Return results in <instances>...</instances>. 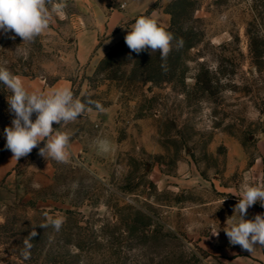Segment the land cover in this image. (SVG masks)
Returning a JSON list of instances; mask_svg holds the SVG:
<instances>
[{"label": "rangeland", "instance_id": "rangeland-1", "mask_svg": "<svg viewBox=\"0 0 264 264\" xmlns=\"http://www.w3.org/2000/svg\"><path fill=\"white\" fill-rule=\"evenodd\" d=\"M107 13L109 29L97 25ZM140 16L173 33L166 61L127 47ZM11 35L0 67L29 91L65 83L106 111L53 124L70 133L67 162L41 156V141L0 181V264H264V248L223 231L240 186H264V0H66L35 42ZM9 95L0 84L1 154ZM257 214L259 202L245 219ZM49 216L64 218L59 231L39 227Z\"/></svg>", "mask_w": 264, "mask_h": 264}, {"label": "clouds", "instance_id": "clouds-1", "mask_svg": "<svg viewBox=\"0 0 264 264\" xmlns=\"http://www.w3.org/2000/svg\"><path fill=\"white\" fill-rule=\"evenodd\" d=\"M65 8L66 0H0V33H13L8 38L15 39L18 36L23 44H31L50 28L57 16L64 15ZM174 39L173 33L149 16L138 17L124 37L130 52L139 55L148 50L150 54L158 51L162 61H166L171 52ZM177 44L182 47L183 40H178ZM161 66L165 67L164 64ZM0 84L10 92L6 100L9 113L13 116L10 126L4 128L5 148L11 151L12 159L17 161L28 156L43 141L44 146L39 148L41 156L61 163L67 162L70 133L53 128V124L66 126L86 116L93 108L100 113L106 111L99 101L77 98L67 87L48 93L29 91L21 79L5 67H0ZM33 114L35 120L32 119ZM95 144L100 152L110 150L106 139H98ZM238 198L234 214L227 219L223 231L230 245H238L252 253L257 247L264 248V214H257L253 219L245 217L248 209L257 202L264 207V186L243 183ZM63 223V217L49 216L47 223L39 227L52 226L59 231ZM36 234L33 231L29 239L24 241L23 255L26 259L32 247L30 238Z\"/></svg>", "mask_w": 264, "mask_h": 264}, {"label": "crops", "instance_id": "crops-1", "mask_svg": "<svg viewBox=\"0 0 264 264\" xmlns=\"http://www.w3.org/2000/svg\"><path fill=\"white\" fill-rule=\"evenodd\" d=\"M98 9L101 11L108 10L107 5H98ZM115 18L114 15H112V20ZM98 26H107L108 29L110 28V13H107V17H99ZM98 35L97 34H90V35H84L79 40V57L80 59H85L86 57H89L91 53L96 49L98 44ZM65 83H58L52 87H47L43 90V93H48L49 91L53 89L58 88H64L67 87ZM12 153L6 152L4 154H1L0 152V181H2L18 164V161L15 159H12Z\"/></svg>", "mask_w": 264, "mask_h": 264}]
</instances>
